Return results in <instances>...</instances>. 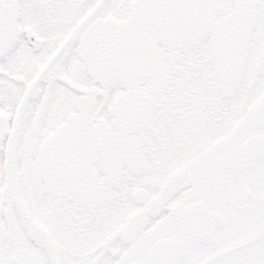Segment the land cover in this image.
I'll use <instances>...</instances> for the list:
<instances>
[{
    "label": "snow or ice",
    "instance_id": "snow-or-ice-1",
    "mask_svg": "<svg viewBox=\"0 0 264 264\" xmlns=\"http://www.w3.org/2000/svg\"><path fill=\"white\" fill-rule=\"evenodd\" d=\"M0 264H264V0H0Z\"/></svg>",
    "mask_w": 264,
    "mask_h": 264
}]
</instances>
